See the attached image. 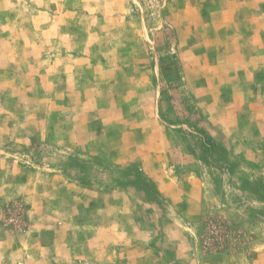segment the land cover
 Instances as JSON below:
<instances>
[{
    "label": "rangeland",
    "instance_id": "obj_1",
    "mask_svg": "<svg viewBox=\"0 0 264 264\" xmlns=\"http://www.w3.org/2000/svg\"><path fill=\"white\" fill-rule=\"evenodd\" d=\"M192 1L65 0L77 20L57 39L28 34L27 0H0V145L17 151L0 150V174L2 157L52 173L35 164L62 159L85 178L52 207L53 264H264V23L239 53ZM195 10L203 30L191 34ZM30 44L88 65L74 83L71 58L35 79L48 64L1 55ZM3 223L29 230L24 199L6 203Z\"/></svg>",
    "mask_w": 264,
    "mask_h": 264
},
{
    "label": "crops",
    "instance_id": "obj_2",
    "mask_svg": "<svg viewBox=\"0 0 264 264\" xmlns=\"http://www.w3.org/2000/svg\"><path fill=\"white\" fill-rule=\"evenodd\" d=\"M64 1L65 0H27V2H22L20 5H27L37 11L35 12L37 14H33V16H30L28 19L33 27V33L29 32L28 34L35 35L39 33V36L43 38L53 37L57 39L71 36V34L67 32V26H72L77 20V17L75 15L76 12L71 8H67ZM3 3L7 2L4 1ZM203 6H209V13L213 16L211 19L212 24L216 27L215 30L219 31L222 29L225 38L235 39L233 48L236 52H239L241 41L249 32L248 36H255L258 38L262 36L260 33L263 30H261L260 25L264 23V11H261V7L264 6V0H197V2L193 0L188 8L194 10L195 8ZM194 12H196V10L188 13L191 15H189V19L187 20L190 23L188 30L190 28L191 34L197 32V30H203L200 24H197V22L204 21V19H202L203 16ZM19 36L26 37L28 35L20 30ZM59 48L58 45L42 47L39 44H30L27 48L18 51H12V49L8 50L9 52L3 51L4 53L1 55H5L3 59L7 62H11V64H13V62H20L26 54H30V58H34L36 61L45 62L49 65H47V68L36 70L40 77L35 75L36 71L33 72L35 79L41 78L44 81L46 79L48 81V77L49 79L57 78L58 75H54L55 73H52L53 71L50 70H55L56 74L59 73L58 70L63 60L71 58V69L73 70L71 81L74 83L76 79L74 77L75 71L79 65L87 66L88 58L77 56V53H71L67 51L68 49L61 51ZM263 48L264 46L256 47L254 52ZM244 59L248 63L255 62V60H249L246 59V57ZM52 84L56 86L54 81H52ZM261 128L264 129V127ZM16 146L19 147L18 150L22 149L20 148L22 146L24 148L33 147V145H15V147ZM54 146L62 147L64 145H48L49 148H56ZM8 147H10V145H8ZM0 150L11 155L17 153L15 148L12 149L13 151H11V148L7 150L5 145H0ZM1 161H5V164L9 166L8 171H10L5 173V175L0 174V180L2 181L0 184V264H53L51 258L46 256V254H49L56 246H50V244L46 242L47 232H45V230H49L53 226V220L50 214L52 213V207H54L55 211L56 208L67 206L66 203H64L66 201H59L57 194H61V196L64 197L70 194L71 197L74 196L76 198L79 196V191L85 192L81 187V184L85 182V178L79 176L78 173L80 167L79 163L77 161L68 162L67 160L61 159L59 161H45V163L41 165L38 163L35 164L38 167H57L59 169L58 173H52L46 170L37 171V169L33 168V164H20L14 158L10 157H2ZM69 167L72 171L75 167V174L70 175V177L67 173ZM22 172L29 174L32 180L21 179L19 174ZM105 194L107 193L102 192V195ZM20 198L24 199L30 227L28 231L22 234H16L5 226L3 223V216L6 203ZM38 216H40V218H38ZM63 248L64 245L60 244L59 249L63 250Z\"/></svg>",
    "mask_w": 264,
    "mask_h": 264
},
{
    "label": "trees",
    "instance_id": "obj_3",
    "mask_svg": "<svg viewBox=\"0 0 264 264\" xmlns=\"http://www.w3.org/2000/svg\"><path fill=\"white\" fill-rule=\"evenodd\" d=\"M221 228H222V226H216V227H215V229H221ZM217 238H218V237H217ZM219 240H220V239H219ZM219 243H220V241H218V239H217V241L214 240L213 242H210L209 244H210L211 248H213L214 245H217V246L221 245V244H219Z\"/></svg>",
    "mask_w": 264,
    "mask_h": 264
}]
</instances>
